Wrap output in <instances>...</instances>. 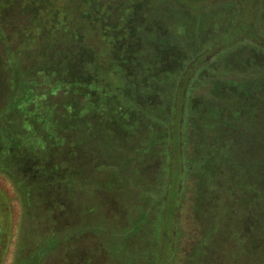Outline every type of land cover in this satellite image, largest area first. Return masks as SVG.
I'll use <instances>...</instances> for the list:
<instances>
[{
	"label": "rangeland",
	"instance_id": "obj_1",
	"mask_svg": "<svg viewBox=\"0 0 264 264\" xmlns=\"http://www.w3.org/2000/svg\"><path fill=\"white\" fill-rule=\"evenodd\" d=\"M82 1L0 0V198L13 221L10 233L0 208V231L10 237V247L0 248L1 264L12 263L13 250L28 256L50 234L59 240L37 264H147L154 255L156 264H264L250 256L246 235L252 208L264 206L263 166H253L264 158V51L251 44L258 31L264 34V0H92L79 5L81 21ZM43 12L46 23L24 50ZM107 23L108 33L121 36L136 28L140 71L155 73L156 87L145 115L126 114L119 99L99 101L100 111L87 119L97 124L85 134V102L96 95L61 83L58 55H50L46 38L51 26L77 24L108 54L98 34ZM230 26L210 48L221 42L231 48L209 55V67L190 74V89L180 81L172 101L183 63L177 60L182 64L173 71L158 65L155 36L191 56ZM56 36L59 52L69 41ZM13 54L24 90L12 72L9 78ZM12 90L23 102L6 108ZM10 131L19 138L17 151L9 148ZM26 151L53 179L31 197L22 189L25 161L12 155ZM101 219L116 236L85 227ZM206 235L211 243L200 247Z\"/></svg>",
	"mask_w": 264,
	"mask_h": 264
},
{
	"label": "trees",
	"instance_id": "obj_2",
	"mask_svg": "<svg viewBox=\"0 0 264 264\" xmlns=\"http://www.w3.org/2000/svg\"><path fill=\"white\" fill-rule=\"evenodd\" d=\"M91 2L92 0H83L82 2H77V8L79 7L78 20H85L86 17V15L83 13L84 11L81 12L82 8L79 5L84 4V6H89ZM43 13L41 14L42 17H40L39 20L35 19L33 21L34 24L32 26L34 27L35 33L29 35L27 38L24 39L22 45L24 50H28L32 47V42L35 41L39 29L45 25L46 22L44 21V17L47 12H45L44 14ZM110 24L111 23H107L106 25L100 24L101 26H99L98 28L99 37H101L108 46V54H101L100 52H98L93 45L94 43L92 42V44L90 42L91 40L87 38L85 29L83 30L82 28L76 27L77 24L72 26L71 28H67L64 24L59 27H55V25L51 26L50 35L46 38V42L48 45L47 49H49L50 55H58L56 62L57 65H60V67L58 68L62 72V78L64 77L61 83H65V81H67V84L69 86L78 87L77 89L79 90V92L83 91L82 87L84 85L85 90L83 93H85V96L91 91L96 95V97L91 99L89 102H85V134H87L86 129L88 126L95 127V125L97 124V118V120L94 119V122L91 123H88L87 119L89 117V113L92 118H95L96 116L93 114V111H100L99 101L103 100L105 103H109V99H119L121 102V106H123V110L126 112V114H129L131 116L136 114L137 116H139L140 114L145 115L147 113L146 103L148 99H151L152 94L155 92L154 88L156 87V83L152 82L157 79V77L154 76L155 73H148L144 70L140 71L139 66L141 65V63L139 59H136L137 57H141L143 55V46H141V43L138 42L139 40L136 34V28H133L131 31H127L124 36H121L115 33V29L113 30L112 34L107 32V26H109ZM231 26L218 38L209 43L207 47H205L201 51L194 52L191 56H189L188 54L184 55L178 53V51L174 49V47H172L171 45L164 44V40L162 38L155 36L156 41L158 43H155L156 50L154 52L153 57L155 58V61L158 65L163 64L166 66V69L168 71H173V68L176 67L180 69L179 63L181 62L177 63V60L182 61L183 63H181L182 66L180 64L181 70L178 73V77L175 81H173V84L171 85L172 101L175 97L174 92L179 86L180 81L182 83H186L187 89H190L192 82L191 80L193 78V76H191L190 74L195 73L200 75L201 71L203 70L202 67H209V64L207 63L210 59V56L212 59H214V57L220 56L224 53V51L231 48L229 45H225L222 42L217 43L213 48H210L215 42H218V40L221 39V36L223 34L229 32ZM57 33L59 34L61 39L68 38L69 41L66 48L59 52H56L55 50L57 45ZM257 34L258 35H254V38L256 39H254V42H251V44L254 47L264 51V47L260 48V45L264 42V34L259 31L257 32ZM130 35H132L131 38L129 37ZM155 38L153 37L151 40L153 41V39ZM258 39L260 41H258ZM39 56H42V54L39 53ZM11 58H14L15 61L12 63L11 68H9V78H12L11 74L13 73L17 77L18 82L20 80L19 86L21 87L18 90H24L25 87H28V83L22 80V69L18 61L19 57L16 54H13ZM193 61L196 66L194 67V69H189V66H191V64H194ZM158 65L153 68L154 72H158V69L160 68V66ZM67 76H69V79L66 80ZM148 79H150L151 81H149ZM17 91L12 90L13 96L11 95V97L8 99L5 106L6 108L12 106L18 107L22 104V97L15 98ZM100 94H102L101 97L99 96ZM109 116L111 117V115ZM67 118H71V116H67ZM170 118L171 116L168 118V121L166 123L169 122ZM7 140V142L9 143V148L13 151H17L19 146V138L15 135L14 131H10V135H8ZM12 155H14V158L16 157L18 158V160H22V163L23 160L25 161L24 169L26 177L24 179L22 189L24 190L27 197L32 196L37 185H47L49 187L51 186V184L53 183V179L51 178V173H48L49 168H47L45 165L36 163L37 159H35L36 155L33 151H31L30 153L27 151L24 153L15 152L12 153ZM1 165L2 157L0 156V168ZM259 165L263 166L264 176V158L259 162L255 160V165H253L254 168L256 169V167H258ZM41 175L47 177V179L45 178L44 180H41ZM9 180L13 183L12 179ZM13 186L16 190V186L14 184ZM161 189L163 191L164 188ZM223 189L225 190V188ZM18 190H20V188L16 191L18 192ZM162 191L158 194L161 195L163 193ZM47 197L48 198L45 199V202L48 206V203L50 202L51 198L50 196ZM238 198H240V194ZM207 201L209 203L210 199H207ZM155 202L156 201H154L153 203ZM231 205L232 204L227 205L228 209L230 210ZM0 208L3 210L2 227H7L11 233L13 221H11L9 216L8 219L6 218L7 208L5 202L1 198ZM257 209L259 210V208H257L256 206L252 208L254 212H251L252 217L251 219H249V232L246 234L249 237V244L247 246H249L248 248L251 257H257L258 259H262V262H264V206H260L261 212H259ZM160 212L161 210L158 209L157 214H159ZM50 216L53 217V215ZM141 220L142 219H140L139 221ZM103 221L104 220L101 219L96 221L95 223H88L87 225L85 224V227L89 226L90 229L102 232L104 234H108L111 237L116 236L117 233L114 234V231L107 230V227L106 225H104ZM83 228L84 226L80 225L75 226L74 229L70 228L67 231L74 232L78 229L82 230ZM207 233L209 234L208 231ZM255 233L257 235V239L261 238L259 242L255 240ZM210 237L211 236L206 235L203 238L202 242H200L199 246L205 247L206 245H210ZM8 240L6 241L5 233H3L2 229V231H0V248L5 247L4 249L7 250L10 247ZM58 240V235L50 234L49 236L45 237V239H43V241L38 245V247L26 257H23L21 253L18 252L20 250L17 251L18 255L16 256V251L14 252L13 250L12 260L10 261L12 263L10 264H14L13 259L16 261L15 264L39 263L41 258L47 253V251L52 248V246H54L58 242ZM151 252L153 253V251ZM157 258L158 257L154 255L153 260L155 261L148 260L147 264H156L155 262Z\"/></svg>",
	"mask_w": 264,
	"mask_h": 264
},
{
	"label": "flooded vegetation",
	"instance_id": "obj_3",
	"mask_svg": "<svg viewBox=\"0 0 264 264\" xmlns=\"http://www.w3.org/2000/svg\"><path fill=\"white\" fill-rule=\"evenodd\" d=\"M260 8V7H259Z\"/></svg>",
	"mask_w": 264,
	"mask_h": 264
}]
</instances>
